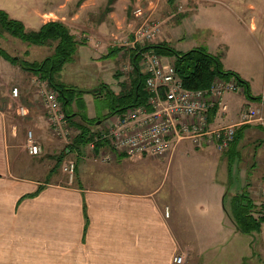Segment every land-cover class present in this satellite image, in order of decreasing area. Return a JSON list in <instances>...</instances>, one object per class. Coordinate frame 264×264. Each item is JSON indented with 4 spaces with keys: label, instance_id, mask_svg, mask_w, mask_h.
Listing matches in <instances>:
<instances>
[{
    "label": "rangeland",
    "instance_id": "obj_1",
    "mask_svg": "<svg viewBox=\"0 0 264 264\" xmlns=\"http://www.w3.org/2000/svg\"><path fill=\"white\" fill-rule=\"evenodd\" d=\"M83 1L0 0V9L16 19H21L20 12H26L30 6L42 8L39 16L35 13L29 15V10L25 13V19L28 20L24 24L27 28L37 29L41 22L61 21L77 38L87 39L88 43L79 46L74 60L67 63L54 80L55 84L59 81L86 91L66 106L69 114L70 109L84 116L106 113L108 108L118 104H113L107 87L117 95L123 90L121 87L129 83L131 76L138 77L137 72L130 68L133 65L131 49L124 44L144 22L155 25L159 30L153 43L167 42L180 52L204 47L209 53L219 56L224 70L232 69L242 74L252 81L253 91L261 93L264 73V0H113V3L110 0H85V7L80 8ZM248 4L253 7L245 10ZM203 5L206 6L200 8ZM137 8L142 10L139 17H135L134 13ZM109 15H113L112 24L91 22L95 16L106 18ZM238 16L245 22H241ZM1 45L10 56L29 61L41 60L49 53L46 48L28 46L8 35L1 39ZM106 46L117 49L109 60L99 58L106 53ZM26 50L28 55H25ZM5 72L7 83L19 79L16 74H12L14 70L6 69ZM20 81L21 91L17 98L9 95L10 88L3 97L5 102L0 99L9 116L8 121H14L15 118L26 121L27 116L36 117L38 114L44 115L46 120L47 110L42 94L53 89L29 73L24 74ZM99 83H104L105 87L97 95L94 94L97 89L94 85ZM237 96V93H232L224 94L223 97L237 105ZM247 107L244 106L243 110ZM21 108H24V113ZM74 120L71 125L67 123L68 134L65 137L53 134L49 125L41 128L43 134L39 143L43 152L36 156L27 154V133L32 132L34 139L35 136L27 126L29 122H22L24 144L20 151L21 161L23 165L33 166L29 171L30 176L34 172L35 177L52 171L62 173L64 162L73 161L75 165L91 163L93 166H87L101 170V177L113 175L110 186L131 191L159 190L166 194L167 202L176 212L181 240L189 248L185 252L191 255L190 264H238L240 258L248 255L264 260V224L260 232L243 234L236 230L230 217L231 196L240 192L246 183L256 185L253 181L264 176L263 167L253 169L252 166L258 160L256 156L260 155L257 149L260 145L254 139L260 136L264 138L260 129L254 127L257 130L254 134L248 132L244 135L236 154L229 156L217 151L219 154L198 151L189 141L183 140L163 156L119 157L101 162L98 159L95 161L91 151L86 149L90 141L69 153V150H65L67 152L62 154L78 134L76 124L79 122ZM92 120L96 121L95 118ZM100 128L92 126L94 135ZM249 136L252 141L247 138ZM55 141L58 145L50 149ZM58 156H61L60 161L57 160ZM245 172L247 182L242 181ZM223 179H227V182H223ZM259 184L257 182L256 187ZM256 187H250L249 191L258 196L260 190L257 188L254 192ZM256 264H264V261L257 260Z\"/></svg>",
    "mask_w": 264,
    "mask_h": 264
},
{
    "label": "crops",
    "instance_id": "obj_2",
    "mask_svg": "<svg viewBox=\"0 0 264 264\" xmlns=\"http://www.w3.org/2000/svg\"><path fill=\"white\" fill-rule=\"evenodd\" d=\"M85 5L84 0L80 8H84ZM204 6L206 5L200 8ZM250 7H253L252 4L245 5L244 8L246 10ZM28 10L29 15L35 13L37 16L43 11L40 7L32 6ZM23 12H20L21 19L18 20L25 23L28 19H25L26 12L24 14ZM95 17L91 22L113 23V15L106 18ZM238 19L245 22L241 16H238ZM109 50L110 48H107L106 53ZM6 69L14 70L12 74H16L19 79L7 83ZM225 70L236 72L245 80L252 97L247 99L242 92H235L239 101L237 105L223 97L227 110L223 113L217 106L211 108L208 112L209 127L218 129L237 123L244 106L251 104L260 109L263 121L245 124L248 127L243 136L248 132L254 134L257 131L254 127L260 129L263 134L264 100L261 98L264 96V73L263 89L261 93H255L252 81L237 71ZM26 73L33 75L0 56V99H3V102L8 89L17 88L18 92L21 91L20 80ZM59 83L65 85L58 81ZM101 85L105 86L104 83H99L94 87L100 88ZM229 94L232 93L227 95ZM9 95L11 96L10 92ZM258 97L259 100L256 99ZM3 102L0 100V264H177L174 258L179 255L184 257L182 264H190L191 255L185 252L189 251V248L181 240L176 212L167 202L166 194H162L161 191L151 189L131 191L119 186H110L113 183V175L101 177V170L87 166H93L91 163L76 164L73 181H69L63 172L53 173L51 167L50 173L35 177L34 172L33 176H30L29 171L33 166L23 165L21 161L20 151L24 144L22 124L29 122L27 126L34 132L35 141L41 147L39 143L43 134L41 128L49 124L41 114L36 117L27 116L26 121L22 118L8 121L9 116L5 112ZM72 112L77 114L72 118L70 115L66 117L68 125H71L74 119L84 124L81 121L82 114L75 110ZM108 112L85 117L95 118V127L100 128L113 116V114L107 116ZM247 138L251 139L250 136ZM241 139L230 151L227 149L219 153L226 156L236 154ZM254 141L260 145L257 148L260 155L256 156L258 160L252 164L253 169L260 166L264 168V138L260 136ZM57 145L55 141L50 149ZM196 150L219 154L212 146ZM248 175L250 176L249 173ZM246 176L247 172L243 182L245 180L247 182ZM224 181L227 182V179H223ZM257 182L260 184L256 187ZM103 183L104 185H97ZM250 183H246L249 184L248 191L250 187H256L253 189L254 192L258 190L257 188L260 190L258 196L257 193L252 195L249 192L255 204H263L264 213V176L256 182L253 181L256 185L250 186ZM256 257L253 255L242 257L238 264H256L257 260L264 261L261 257Z\"/></svg>",
    "mask_w": 264,
    "mask_h": 264
},
{
    "label": "built area",
    "instance_id": "obj_3",
    "mask_svg": "<svg viewBox=\"0 0 264 264\" xmlns=\"http://www.w3.org/2000/svg\"><path fill=\"white\" fill-rule=\"evenodd\" d=\"M135 17L142 15L141 8L135 10ZM159 30L155 25L144 22L137 27L131 39L124 45L131 50L153 44ZM135 64L130 67L143 78L145 103L115 113L103 129L96 132L86 149L93 159L109 162L119 157L163 156L176 145L189 141L194 148L212 146L224 152L232 144L237 129L245 124L263 121L260 109L248 105L242 110L239 121L218 129L208 125V112L217 106L223 113L227 105L224 94L242 92L234 78H215L209 89L193 90L182 85L174 68V58L161 57L153 50H142ZM42 93V92H41ZM19 96L17 88L11 90V97ZM43 102L47 110V122L53 134L65 137L68 134L65 113L55 90L43 92ZM264 100V96L261 98ZM24 113V108H21ZM26 149L29 155L36 156L42 151L32 132L27 133ZM102 145L97 150V144ZM75 162L62 164V171L69 181L75 175ZM183 256L174 258L177 264L183 263Z\"/></svg>",
    "mask_w": 264,
    "mask_h": 264
},
{
    "label": "trees",
    "instance_id": "obj_4",
    "mask_svg": "<svg viewBox=\"0 0 264 264\" xmlns=\"http://www.w3.org/2000/svg\"><path fill=\"white\" fill-rule=\"evenodd\" d=\"M110 1L113 3V0ZM110 1L109 4L111 3ZM102 17L100 16V18ZM6 35L16 38L28 46L46 48L49 53L39 61H29L18 57H12L1 45V39L3 40ZM87 43V39L77 38L75 34L71 33L68 26L61 21H48L41 24L37 29L27 28L22 21L10 17L5 10L0 9V56L10 63L20 66L23 70L33 73L39 80L45 81L50 88L55 90L61 101L65 117L70 115L69 117L72 118L77 114L73 113L71 109V114H69L66 110V106L70 105L73 99H79L78 96L82 93H86V91L77 89L73 86L58 84L57 82V84H55V76L62 71L67 63L74 60L79 46L86 45ZM148 49L153 50L155 54L161 57L174 58L175 71L182 85L187 89L206 90L210 88L215 78L224 80L234 78L238 85L242 87L243 94H245L246 98L252 97L247 82L236 72L224 70L221 67L219 56L209 53L204 47H195L186 52H180L175 50V48L167 42L146 44L142 48L136 47V49L131 50L132 63L135 64L137 61L139 56L138 52ZM26 51L25 55H28V51ZM113 52L116 53L117 49L112 47L105 55L99 58L108 59L113 56ZM137 75L138 77H134L126 86L123 85V87H121L123 90L117 95L107 87L113 104L118 103L117 105H112L110 109L108 108L109 112L107 116L121 113L127 108L145 103L146 94L143 90V78L138 72ZM103 87L105 86L100 87V92H97L96 89L94 94L100 95ZM256 99L259 100L260 97ZM81 121L84 124L79 123L78 126H76L77 130H79L78 134L74 136L70 147L64 149L62 154H65V150H69V153L75 147L84 146L95 136L91 128L95 126L96 121L87 119L84 115H81ZM247 127V125H242L237 129L234 140L228 148V151L236 147ZM101 145V143L97 144V150ZM57 160L60 161L61 156H59ZM247 186H249V184L240 190V192H236L231 196L230 217L238 232L252 234L261 231L262 224L264 223V213L263 204H255Z\"/></svg>",
    "mask_w": 264,
    "mask_h": 264
},
{
    "label": "water",
    "instance_id": "obj_5",
    "mask_svg": "<svg viewBox=\"0 0 264 264\" xmlns=\"http://www.w3.org/2000/svg\"><path fill=\"white\" fill-rule=\"evenodd\" d=\"M96 91H97V92H100V88H97V90H96ZM92 92H93V91H92ZM66 152H67V151H66ZM66 152H65V153H66Z\"/></svg>",
    "mask_w": 264,
    "mask_h": 264
},
{
    "label": "bare ground",
    "instance_id": "obj_6",
    "mask_svg": "<svg viewBox=\"0 0 264 264\" xmlns=\"http://www.w3.org/2000/svg\"><path fill=\"white\" fill-rule=\"evenodd\" d=\"M13 89V88H12ZM19 93V92H18ZM47 120V119H46ZM50 127V126H49ZM27 142V141H26ZM37 143V142H36ZM38 144V143H37ZM41 147V146H40ZM42 149V148H41ZM27 150V149H26ZM42 152V151H41ZM64 173V172H63Z\"/></svg>",
    "mask_w": 264,
    "mask_h": 264
}]
</instances>
